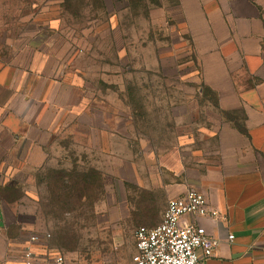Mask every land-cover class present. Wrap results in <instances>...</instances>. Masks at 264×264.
Returning a JSON list of instances; mask_svg holds the SVG:
<instances>
[{"label": "rangeland", "instance_id": "obj_1", "mask_svg": "<svg viewBox=\"0 0 264 264\" xmlns=\"http://www.w3.org/2000/svg\"><path fill=\"white\" fill-rule=\"evenodd\" d=\"M205 37L193 0H0L4 246L133 260L137 229L196 189L222 129L242 126L210 88Z\"/></svg>", "mask_w": 264, "mask_h": 264}, {"label": "crops", "instance_id": "obj_2", "mask_svg": "<svg viewBox=\"0 0 264 264\" xmlns=\"http://www.w3.org/2000/svg\"><path fill=\"white\" fill-rule=\"evenodd\" d=\"M193 3L211 43L205 54L210 88L222 111L242 116V126L220 127L219 161L196 186L219 218L188 215L184 223L203 226L221 242L214 257L200 264H264V0ZM187 190L176 189L173 199ZM3 243L0 234V264L22 258L14 243Z\"/></svg>", "mask_w": 264, "mask_h": 264}, {"label": "built area", "instance_id": "obj_3", "mask_svg": "<svg viewBox=\"0 0 264 264\" xmlns=\"http://www.w3.org/2000/svg\"><path fill=\"white\" fill-rule=\"evenodd\" d=\"M188 215L215 220L220 213L210 207L203 192L187 190L182 197L168 202L159 225L137 229L133 264H200L202 260L214 257L221 242L210 236L203 226L184 223ZM233 238L229 237L230 240ZM9 264H64V259L57 256L43 261L28 250L22 258Z\"/></svg>", "mask_w": 264, "mask_h": 264}]
</instances>
